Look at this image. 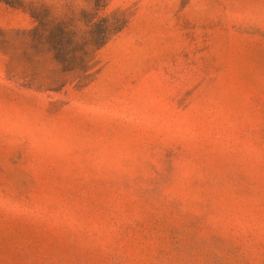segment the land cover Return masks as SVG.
I'll use <instances>...</instances> for the list:
<instances>
[{
  "label": "rangeland",
  "instance_id": "374dc122",
  "mask_svg": "<svg viewBox=\"0 0 264 264\" xmlns=\"http://www.w3.org/2000/svg\"><path fill=\"white\" fill-rule=\"evenodd\" d=\"M0 264H264V0H0Z\"/></svg>",
  "mask_w": 264,
  "mask_h": 264
}]
</instances>
